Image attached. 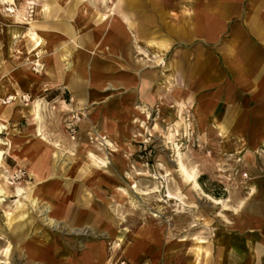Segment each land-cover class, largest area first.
<instances>
[{
  "label": "rangeland",
  "instance_id": "obj_1",
  "mask_svg": "<svg viewBox=\"0 0 264 264\" xmlns=\"http://www.w3.org/2000/svg\"><path fill=\"white\" fill-rule=\"evenodd\" d=\"M46 1L0 0V264H264V152L168 82L188 0Z\"/></svg>",
  "mask_w": 264,
  "mask_h": 264
},
{
  "label": "crops",
  "instance_id": "obj_2",
  "mask_svg": "<svg viewBox=\"0 0 264 264\" xmlns=\"http://www.w3.org/2000/svg\"><path fill=\"white\" fill-rule=\"evenodd\" d=\"M188 2L170 10L185 14L179 23L171 25L169 35L173 40L158 43L159 50L170 56L169 67L174 66L168 72V82L179 78L183 79L179 84L185 85L171 89L174 101H193L200 125L216 128L219 135L226 137L224 142L231 137L233 147L252 152L257 158L255 151L264 152V0ZM121 13L123 19L119 17L120 25H115V30L121 32L122 23L135 29L136 22L127 8L123 6ZM107 21L108 18L103 20ZM32 25L45 38L46 28ZM71 30V25H66V32ZM106 33L105 42L111 36L109 31ZM147 41L156 44L152 39ZM146 48L157 51L155 45ZM190 108L193 112L192 105ZM257 178L261 179L255 183L263 185L259 189L264 188L263 173H258ZM250 212L255 218L261 216ZM246 253L250 254V250Z\"/></svg>",
  "mask_w": 264,
  "mask_h": 264
},
{
  "label": "bare ground",
  "instance_id": "obj_3",
  "mask_svg": "<svg viewBox=\"0 0 264 264\" xmlns=\"http://www.w3.org/2000/svg\"><path fill=\"white\" fill-rule=\"evenodd\" d=\"M110 3L113 4L114 1L113 0H110ZM12 9V8H11ZM30 36L31 38L34 40V44H35V49L37 50V48L39 46L42 45L43 41H44V37L40 34V32L38 33V31H36L35 27L31 24V31H30ZM38 65V63H36ZM15 94V93H13ZM35 110V108H34ZM38 112V111H37ZM36 113V112H35ZM7 140H9L7 138ZM10 142V141H9ZM2 153H3V147L0 145V159L2 157ZM180 155V154H179ZM89 157L96 161L97 163L101 164V165H105V161L99 157H97L96 155H94L93 153H90ZM180 158V157H179ZM178 158V159H179ZM178 166H179V170L180 172L182 173V176L185 177V178H190L192 179L194 185H197V181L194 179V177L188 172L187 168L184 166V164L182 163V161L179 159L178 161ZM192 183V184H193ZM20 191V189H18ZM168 196L169 198L173 196L168 192ZM215 200V199H214ZM218 201V200H217ZM219 202V201H218ZM221 203V202H220Z\"/></svg>",
  "mask_w": 264,
  "mask_h": 264
},
{
  "label": "built area",
  "instance_id": "obj_4",
  "mask_svg": "<svg viewBox=\"0 0 264 264\" xmlns=\"http://www.w3.org/2000/svg\"><path fill=\"white\" fill-rule=\"evenodd\" d=\"M244 176L246 177V176H247V174H246V173H244Z\"/></svg>",
  "mask_w": 264,
  "mask_h": 264
}]
</instances>
